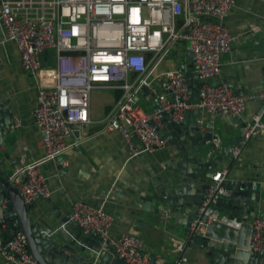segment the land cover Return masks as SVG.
<instances>
[{
    "label": "built area",
    "instance_id": "built-area-1",
    "mask_svg": "<svg viewBox=\"0 0 264 264\" xmlns=\"http://www.w3.org/2000/svg\"><path fill=\"white\" fill-rule=\"evenodd\" d=\"M236 2L1 0L0 27L6 39L17 46L23 71L39 90L33 116L46 152L43 163H57L72 148L75 126L82 134L88 132L94 123L91 108L95 90L122 93L103 120L104 131L118 133L132 157L153 154L168 145L160 135L163 114L177 124L192 110L237 119L243 117L249 103L264 102V91L239 95L229 84L219 81L222 58L231 51L234 40L224 21ZM181 43L192 55L199 98L191 99L184 74L170 70L161 76V110L150 113L137 97L144 88L155 92L156 69ZM263 117L264 111L244 126L245 140L261 133ZM232 154L238 158L241 147L236 146ZM43 163H28L14 174L15 187L26 205L52 195L48 179L40 170ZM227 175L226 170L211 175L212 183L190 226L194 236L218 218L212 207L226 192ZM252 188L255 190V186ZM70 215L72 224L85 234L101 238L103 247L113 249L125 264H162L145 255L144 244L136 233L112 237L113 216L103 207L78 202ZM250 223L254 231L250 251L263 255L264 216H256ZM0 255L10 264H42L30 252L22 232L0 243Z\"/></svg>",
    "mask_w": 264,
    "mask_h": 264
},
{
    "label": "crops",
    "instance_id": "crops-1",
    "mask_svg": "<svg viewBox=\"0 0 264 264\" xmlns=\"http://www.w3.org/2000/svg\"><path fill=\"white\" fill-rule=\"evenodd\" d=\"M224 25L234 40L231 51L222 58L219 81L229 84L239 95L264 91V0H237ZM188 53L187 45L181 43L173 53L179 60L174 63L167 59L160 64L155 73V91L163 92L161 76L164 72L186 67ZM107 92L99 111L94 110L92 100L94 123L88 132L82 134L75 126L72 148L57 163H43L46 152L33 116L39 90L35 81L23 71L17 46L6 39L0 27V105L8 103L16 126L10 135L4 137L0 156L5 158L14 174L19 166L43 163L40 170L47 177L52 191L50 198H40L28 205L32 207V223L51 227L57 214L70 213L78 202L103 207L113 216L110 235L119 237L130 231L136 233L144 244L145 255L153 262L208 264L202 251L189 240L190 227L183 213L178 214L162 206V214L157 215L153 213L155 207L142 199L154 191L153 183L157 180L167 187L175 183L177 160H172V157L178 150L168 142L164 149L153 154L132 157L118 133L104 131L103 120L121 94L118 91ZM138 97L139 104L144 102L142 106L146 111L154 112L145 95ZM192 111H189L192 121L202 122L203 133L211 123L212 133L220 137L217 152L229 145H234L233 149L241 147L238 158L233 156V149L229 150L230 154L216 167V171H228L226 181L251 184L257 201L250 204L258 207L257 216H264V129L251 140H245L243 136L244 126L252 122L253 116L264 111V102L249 103L246 113L237 119L213 117L201 110L198 114L196 110ZM145 204L147 211L143 209ZM5 231L4 225L0 243ZM0 264L10 262L0 255Z\"/></svg>",
    "mask_w": 264,
    "mask_h": 264
},
{
    "label": "water",
    "instance_id": "water-1",
    "mask_svg": "<svg viewBox=\"0 0 264 264\" xmlns=\"http://www.w3.org/2000/svg\"><path fill=\"white\" fill-rule=\"evenodd\" d=\"M191 60L189 52L186 67L178 71L184 74V80L190 86L191 99L198 100V80ZM141 94L151 102L154 110H161L158 91L144 88ZM196 112L198 114L200 110ZM162 117L164 127L160 135L178 150L172 157V160H177V176H174L175 183L168 187L161 180L155 181L154 191L142 199L155 207L153 213L157 215L162 214V206L178 214L183 213L190 227L212 183L211 175L225 161L234 145L225 146L217 152L220 137L212 133L211 123L207 125V132L203 133L201 125L192 121L189 112L180 124L173 123L165 114ZM15 127L8 103L0 105V146ZM23 167L19 166V169ZM13 177L14 171L0 156V233L6 226L3 241L16 232L24 233L30 252L42 264H125L113 249L103 247L101 238L85 234L80 227L72 224L70 213L57 214L51 227L33 224L30 217L32 207L23 202ZM24 180L26 183V178ZM225 187V194L212 207L218 218L208 222L204 231L195 236L189 229V240L202 251L208 264H264V254L250 251L254 233L250 220L258 212V207L250 203L257 201L256 193L251 190V184L228 180ZM146 204L143 205L144 211H147Z\"/></svg>",
    "mask_w": 264,
    "mask_h": 264
},
{
    "label": "rangeland",
    "instance_id": "rangeland-1",
    "mask_svg": "<svg viewBox=\"0 0 264 264\" xmlns=\"http://www.w3.org/2000/svg\"><path fill=\"white\" fill-rule=\"evenodd\" d=\"M168 59H169V62L174 61V63L179 60V58L173 56V54H171ZM106 93H108L106 90H95V91H93L92 100H93V108L95 111H99V109L102 108V105H103L102 100H103V97L105 96ZM142 105H144L143 101H142Z\"/></svg>",
    "mask_w": 264,
    "mask_h": 264
},
{
    "label": "trees",
    "instance_id": "trees-1",
    "mask_svg": "<svg viewBox=\"0 0 264 264\" xmlns=\"http://www.w3.org/2000/svg\"><path fill=\"white\" fill-rule=\"evenodd\" d=\"M118 92H120V91H118ZM121 93V92H120ZM122 94V93H121ZM121 94H120V96H121Z\"/></svg>",
    "mask_w": 264,
    "mask_h": 264
}]
</instances>
